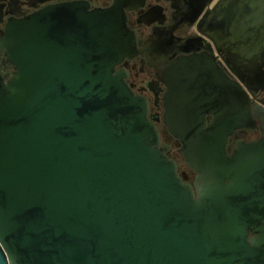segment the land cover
Returning <instances> with one entry per match:
<instances>
[{"label": "water", "instance_id": "obj_1", "mask_svg": "<svg viewBox=\"0 0 264 264\" xmlns=\"http://www.w3.org/2000/svg\"><path fill=\"white\" fill-rule=\"evenodd\" d=\"M204 22L227 82L208 93L198 65L171 69L164 120L193 190L114 69L134 51L121 11L64 5L8 21L0 264H264V140L227 155L236 130L257 128L264 0H215Z\"/></svg>", "mask_w": 264, "mask_h": 264}, {"label": "flooded vegetation", "instance_id": "obj_2", "mask_svg": "<svg viewBox=\"0 0 264 264\" xmlns=\"http://www.w3.org/2000/svg\"><path fill=\"white\" fill-rule=\"evenodd\" d=\"M214 1L0 0V33L9 20L27 17L47 7L72 5L88 12L111 8L121 11L125 27L134 35V51L131 57L123 59L114 69L123 73V80L133 94L147 102V116L160 135V144L166 147L165 153L174 161L178 174L194 190L195 173L188 167L179 141L171 135L164 120L171 113V69L180 65H198L202 69L199 78L207 92L218 79L221 85L227 82L229 71L211 39L202 33L207 32L204 18ZM249 99L257 128L236 130L227 141V148L230 149L228 156L239 142L264 140V92L258 90ZM211 120V115H205L206 123Z\"/></svg>", "mask_w": 264, "mask_h": 264}]
</instances>
